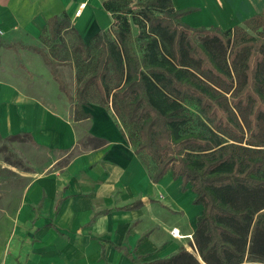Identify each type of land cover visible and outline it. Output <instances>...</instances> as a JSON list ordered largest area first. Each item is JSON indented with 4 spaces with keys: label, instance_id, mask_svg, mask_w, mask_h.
<instances>
[{
    "label": "crops",
    "instance_id": "crops-1",
    "mask_svg": "<svg viewBox=\"0 0 264 264\" xmlns=\"http://www.w3.org/2000/svg\"><path fill=\"white\" fill-rule=\"evenodd\" d=\"M110 1L0 0V137L30 134L25 141L37 147L74 153L65 167L53 169L58 158L43 174L23 173L17 208L0 210V264H152L182 249L200 258L194 235L204 208L194 204L191 187L183 192L171 172L153 182L158 166L147 153H136L117 103L89 100L95 86L84 106L91 117L79 120L76 103L60 90L44 58L28 49L42 48L44 38L51 39L49 20L64 15L88 46L99 32L111 34ZM171 4L175 11L195 10L182 19L188 26L223 32L264 12V0ZM62 70L77 74L75 65ZM136 202L140 207L126 209ZM175 229L180 237H173Z\"/></svg>",
    "mask_w": 264,
    "mask_h": 264
},
{
    "label": "trees",
    "instance_id": "trees-1",
    "mask_svg": "<svg viewBox=\"0 0 264 264\" xmlns=\"http://www.w3.org/2000/svg\"><path fill=\"white\" fill-rule=\"evenodd\" d=\"M131 6L127 0L105 4L106 11L115 16L113 31L117 41L104 31L97 34L90 46L78 38L76 49L86 54L85 59L94 48L100 50V57L96 71L81 82L76 100L59 72L63 64L43 48L28 49L44 58L60 90L76 103L79 120L91 117L84 110L91 86L96 87L100 103L107 105L113 101L118 108L124 103L123 119L130 124H141L136 153L152 155L155 143L159 146L162 158L153 182L158 183L171 172L174 180L181 181L183 192L191 187L194 204L203 206L194 235L200 258L182 249L154 264H242L245 260L264 264V155L252 149L260 146L264 124L261 75L264 34L235 44L229 56L235 62L240 54H247L244 83L231 98L233 106L250 110L246 134L232 116V106L226 96L231 89L221 92L194 82L183 69L185 50L199 60L203 71L232 84L234 78L229 71L216 61L206 45L198 42L197 36L218 40L229 47L231 33L239 27L226 32L215 27L192 28L182 19L195 10L175 11L171 0L137 2L133 7L138 9V17L133 15ZM70 28L67 15L48 22L53 41L60 40L65 31H73ZM166 40L170 41L172 52L165 47ZM111 79L118 82L115 89L110 86ZM96 97L93 93L89 100L95 101ZM187 102L212 112L217 119L214 127L199 119L201 129L190 130L194 118L188 114ZM221 130L227 131L238 144L246 141L251 155L245 157L223 146ZM29 138L30 134H20L5 140L0 137V140L13 143ZM195 151L210 153L197 164L192 157ZM140 203L126 209L140 207Z\"/></svg>",
    "mask_w": 264,
    "mask_h": 264
},
{
    "label": "rangeland",
    "instance_id": "rangeland-1",
    "mask_svg": "<svg viewBox=\"0 0 264 264\" xmlns=\"http://www.w3.org/2000/svg\"><path fill=\"white\" fill-rule=\"evenodd\" d=\"M129 4L134 6L137 2H145L146 0H127ZM127 7V6H126ZM134 14L136 17L138 9L133 7ZM264 34V16H259L255 20H252L241 27L237 28L234 32L231 33V42L229 47L223 45L218 40H210L204 37L197 36V40L200 44H204L208 47L211 53L214 55L216 61L225 69L229 71L233 79V83L223 82L221 79L214 77L212 74L205 72L201 69V64L198 59L188 54L185 50L183 51V69L188 78L192 81L206 84L217 91H226L231 89V91L226 95L229 100L228 103L232 106L231 112L232 116L236 121L240 123L243 128V131L247 134L249 127V108L237 107L231 104L232 95L235 96L239 90L242 88L244 83V70L246 67L247 54H240L235 62L230 61V54L235 44H240L246 38L252 37H261ZM110 39L117 41L114 31L109 35ZM42 48L46 50L56 61L61 62L63 67L70 65H75L77 69V74L74 76L73 73L67 70H62L63 77H71L70 82H67L70 88L72 96L78 94V90L81 82L89 75L94 73L97 69L100 50L92 49L89 54L88 59H85V55L80 49H76L78 45V39L71 31H65L62 38L57 41L51 39L43 40ZM165 47L168 51L172 52L170 41H165ZM61 75V76H62ZM261 75L263 76L264 84V64L261 67ZM111 88L115 89L118 86V82L114 79H111L110 82ZM264 90V85H263ZM96 91L97 97L95 101H99L98 91ZM224 102V101H223ZM226 102V101H225ZM224 102V103H225ZM227 103V102H226ZM122 107L117 110L124 114V103H121ZM187 107L188 114L193 116L194 121L191 124L190 130L198 131L201 127L198 125L199 119L205 122L211 128L214 127V124L217 123L216 116L211 112L202 111L199 106L193 102L185 103ZM122 114V115H123ZM124 120V119H123ZM216 121V122H215ZM82 131H88V123L82 124ZM123 127L125 132L130 137L132 143L138 142L140 138V128L141 124H130L126 119L123 122ZM219 135L223 139L224 145L228 148H232L236 151L237 154L248 157L250 150L246 141L243 144H238L234 142V139L231 135L225 130H221ZM85 138V137H84ZM258 147H253L254 151L264 155V124L262 127V134L259 137ZM85 147V146H83ZM84 148L78 149V152L82 151ZM207 153H201L200 151H195L192 153L193 160L198 164L203 162ZM66 152H55L51 150L42 149L40 147L31 144L29 141H23V143H11L8 141L0 140V199L4 198L5 200H0V210L9 208L12 211L14 208H17L18 200L22 196L23 186L25 180L23 179V173L30 168V174H43L47 171L51 164L58 159L63 158V160L57 164L55 168L65 167L74 153L66 156ZM76 155V154H75ZM162 156L159 151V146L155 143L153 148V153L150 155L149 160L152 162V165H158ZM15 165V166H14ZM35 169H34V167ZM9 167V168H8ZM15 168L16 170L14 171ZM33 168V169H32ZM50 171V170H49ZM33 172V173H32ZM32 178V177H31ZM9 204L7 205V201ZM13 201V202H12ZM1 212V211H0Z\"/></svg>",
    "mask_w": 264,
    "mask_h": 264
},
{
    "label": "built area",
    "instance_id": "built-area-1",
    "mask_svg": "<svg viewBox=\"0 0 264 264\" xmlns=\"http://www.w3.org/2000/svg\"><path fill=\"white\" fill-rule=\"evenodd\" d=\"M172 235H173V237H175V238L180 237V232H179V230H177V229L173 230V231H172Z\"/></svg>",
    "mask_w": 264,
    "mask_h": 264
}]
</instances>
